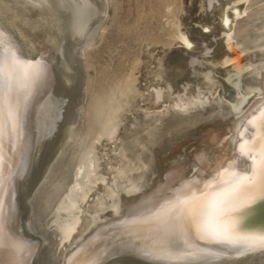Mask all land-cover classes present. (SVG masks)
Instances as JSON below:
<instances>
[{
	"label": "bare ground",
	"instance_id": "obj_1",
	"mask_svg": "<svg viewBox=\"0 0 264 264\" xmlns=\"http://www.w3.org/2000/svg\"><path fill=\"white\" fill-rule=\"evenodd\" d=\"M115 3L0 0V31L41 66L19 144L4 138L18 174L4 197L0 264H43L49 238L52 264H158L141 252L154 225L121 222L155 210L185 183L202 188L222 166L248 167L237 130L264 102V0H148L144 25L160 23L143 31L142 51L106 72L91 48ZM244 215L243 232L264 235V199ZM41 221L43 231L34 227ZM189 243L194 256L164 264H264L258 245L197 246L194 235Z\"/></svg>",
	"mask_w": 264,
	"mask_h": 264
},
{
	"label": "snow or ice",
	"instance_id": "obj_2",
	"mask_svg": "<svg viewBox=\"0 0 264 264\" xmlns=\"http://www.w3.org/2000/svg\"><path fill=\"white\" fill-rule=\"evenodd\" d=\"M27 2L32 3V0ZM202 31L209 32L210 29L204 27ZM182 39L187 48L193 47L187 38ZM40 71V64L22 59L0 31V249L6 246L4 197L10 194L13 177L18 174L7 165L4 138L8 134L19 144L23 112ZM237 137V152L249 162L247 168L238 169L235 162L229 163L202 188L198 183H185L155 210L141 212L134 219L121 222L126 227L154 225L150 250L141 249L143 255L158 264L182 261L194 256L185 248L194 247L189 243L193 235L197 246L202 241L238 249L254 245L264 247V235L251 236L242 230L249 206L264 199V102L244 119ZM10 247L17 253L24 251V245L15 241ZM199 251L208 254L204 249ZM74 264H95V261L76 260Z\"/></svg>",
	"mask_w": 264,
	"mask_h": 264
},
{
	"label": "rangeland",
	"instance_id": "obj_3",
	"mask_svg": "<svg viewBox=\"0 0 264 264\" xmlns=\"http://www.w3.org/2000/svg\"><path fill=\"white\" fill-rule=\"evenodd\" d=\"M115 2V5L112 6L114 8L111 14L107 15V25L104 32L97 37V42L91 48V61L94 62L97 70L103 69L106 72L119 68L120 62L126 58L124 54L142 51V47L147 43L146 40H142L144 30L146 28L151 29V27L156 28L160 23H158L157 19H154L152 23L144 25L142 12L148 8V0H115ZM138 24L140 27H138ZM153 24L156 25L154 26ZM95 71L94 73H96ZM99 79L104 84L107 82L102 80L101 74H99ZM42 223V221L36 222L34 227L43 231L44 225ZM52 241V238H49L45 244V262L43 264H52Z\"/></svg>",
	"mask_w": 264,
	"mask_h": 264
}]
</instances>
